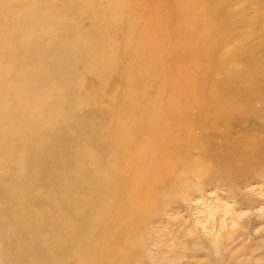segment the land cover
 I'll return each mask as SVG.
<instances>
[{"label": "rangeland", "instance_id": "rangeland-1", "mask_svg": "<svg viewBox=\"0 0 264 264\" xmlns=\"http://www.w3.org/2000/svg\"><path fill=\"white\" fill-rule=\"evenodd\" d=\"M0 264H264V0H0Z\"/></svg>", "mask_w": 264, "mask_h": 264}]
</instances>
